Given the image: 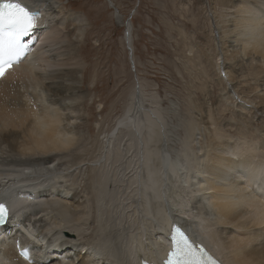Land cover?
Segmentation results:
<instances>
[{
    "label": "bare ground",
    "instance_id": "bare-ground-1",
    "mask_svg": "<svg viewBox=\"0 0 264 264\" xmlns=\"http://www.w3.org/2000/svg\"><path fill=\"white\" fill-rule=\"evenodd\" d=\"M20 1L37 11L44 37L35 61L0 81V198L13 203L17 223L4 234L0 227V264H14L12 239L24 242L25 236L39 258L62 242L68 264L160 260L174 222L211 243L227 264H264V130L253 133L250 118L232 137L221 122L231 105L240 116L264 107V0L205 6L211 41L220 39L216 46L224 56L212 69L243 103H231L228 95L198 118L181 116L172 103L174 125L156 105L145 107L154 97L137 85L112 131L103 132L98 122L95 134L87 126L84 65L74 45L85 35L84 15H63L58 0ZM74 23L73 40L65 30ZM130 28L127 21L132 59ZM194 48L189 43L188 62L201 65L200 48ZM207 70L200 67L203 77ZM180 122L184 135L175 129Z\"/></svg>",
    "mask_w": 264,
    "mask_h": 264
},
{
    "label": "rangeland",
    "instance_id": "rangeland-1",
    "mask_svg": "<svg viewBox=\"0 0 264 264\" xmlns=\"http://www.w3.org/2000/svg\"><path fill=\"white\" fill-rule=\"evenodd\" d=\"M58 3L63 7V15L77 12L85 17V35L81 41H74V45L84 65L80 88L88 92L84 104L87 126L92 134L96 133L98 122L103 132L112 131L117 118L128 109L137 85L142 86L146 95L154 97L147 98L145 107L151 109L156 105L163 114L172 117L174 125L178 121L172 111L169 113L172 103L179 107L181 116L195 115L197 118L205 115L209 105L215 108L228 95L231 103H243L244 97L235 92L236 88L233 90L230 85L227 89L228 83L212 69L213 62L224 56L220 46H216L220 39L211 41L205 9L212 5L211 0H58ZM114 10L121 21L114 17ZM127 21L131 24L132 59L125 45ZM75 25L65 30L71 33L73 40L77 36ZM189 43L194 45V51L200 48L201 65L188 62ZM203 48L204 54L211 57L209 62L208 56L201 52ZM202 66L208 69V77L201 75ZM231 68L236 70L234 65ZM227 69L229 71L228 65ZM254 87H249L248 91ZM246 89L242 86L239 92L247 94ZM233 93L236 97L231 96ZM248 96L255 98L256 91L248 92ZM233 112H236L233 105L231 109L226 107L221 117L225 132L230 136L241 133L237 128L250 118H254L249 121L253 133L255 129L264 130V107L258 114L250 111L249 116H240V110ZM179 125L175 129L184 135V126L181 122ZM251 137L259 138V134L256 132Z\"/></svg>",
    "mask_w": 264,
    "mask_h": 264
},
{
    "label": "snow or ice",
    "instance_id": "snow-or-ice-1",
    "mask_svg": "<svg viewBox=\"0 0 264 264\" xmlns=\"http://www.w3.org/2000/svg\"><path fill=\"white\" fill-rule=\"evenodd\" d=\"M37 15L16 0H0V31L7 32L9 37L0 40V77L18 58L19 36L32 28ZM5 219L6 210L0 205V223ZM171 240L173 247L166 264H216L204 249H196L179 228L174 229Z\"/></svg>",
    "mask_w": 264,
    "mask_h": 264
}]
</instances>
